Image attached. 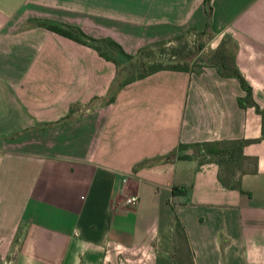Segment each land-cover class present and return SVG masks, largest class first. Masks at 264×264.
<instances>
[{
	"label": "crops",
	"instance_id": "0c3cea01",
	"mask_svg": "<svg viewBox=\"0 0 264 264\" xmlns=\"http://www.w3.org/2000/svg\"><path fill=\"white\" fill-rule=\"evenodd\" d=\"M203 2L0 0V264H174V218L194 264H264V139L242 148L255 172L236 171L239 190L191 148L190 159L157 161L178 145L258 139L237 81L206 65L161 70L104 105L115 65L37 25L110 39L127 55L189 30L210 35L208 53L228 38L263 109L264 0H207V17ZM128 196L135 206L122 205Z\"/></svg>",
	"mask_w": 264,
	"mask_h": 264
},
{
	"label": "trees",
	"instance_id": "16d2710c",
	"mask_svg": "<svg viewBox=\"0 0 264 264\" xmlns=\"http://www.w3.org/2000/svg\"><path fill=\"white\" fill-rule=\"evenodd\" d=\"M203 5L204 12L207 17L210 13V9L207 6V0H204ZM37 25L50 32L70 39L76 43L92 48L98 53L100 57L112 62L115 65L116 70L118 69V64L116 60L111 57L113 55L112 53L121 57L127 62H131L133 60L136 61L137 65L133 66L123 79L119 78L118 72L116 73L112 88L110 89L109 96L105 100L104 105L109 104L113 101L114 94L119 88L128 83H131L132 81L142 79L157 71H190L186 67V65L179 64L175 61H169L168 64L165 65L162 62L155 63L153 61H143V58H145L146 60L151 59V56L153 55L151 51L152 48L163 46L169 41L153 43L147 47L139 49L134 55H127L122 51L118 44L110 39H92L84 35L77 28L54 22L41 21L38 22ZM190 31L191 30H189L187 33H189ZM178 38L179 37L175 39ZM179 39H181V37ZM234 51L235 48L232 45L231 41L228 38L222 39L216 49L207 54L209 56V59L206 66L214 68L218 76L221 78H233L237 81L240 89L244 92V96L236 100L237 105L242 109L251 107L253 108L254 112L260 116V137L256 140H239L221 143H200L191 146L178 145L176 150L173 151L169 156L160 158L157 161H167L169 160L170 156L174 155H176L177 159L180 160L190 159L191 157L182 154V151L191 148L194 150V157L198 158L200 162L213 161L218 165L219 174L217 178L219 183L224 188L239 190V182L236 178V172L232 168L240 167V176L246 172H255V160L252 158L244 157L242 155V148L247 144L264 139V108L259 109L258 106L252 101L251 89L235 67ZM177 52V48H171L170 57L175 58ZM64 120L65 119H63L62 121ZM245 163H250L251 168L248 171H241V167ZM223 170L226 171V174ZM173 192L174 191H172V193ZM170 259L174 264H194L193 255L188 245L185 232L176 218H174L172 250L170 253Z\"/></svg>",
	"mask_w": 264,
	"mask_h": 264
},
{
	"label": "rangeland",
	"instance_id": "374dc122",
	"mask_svg": "<svg viewBox=\"0 0 264 264\" xmlns=\"http://www.w3.org/2000/svg\"><path fill=\"white\" fill-rule=\"evenodd\" d=\"M177 37H181V39H175ZM177 37L167 40L169 42L163 46L152 48L151 51L153 55L151 56V59L146 60L143 58V61H153L155 63L162 62L164 65L168 64L169 61H175L179 64L186 65L190 71H198L202 66L207 64L209 59V56L207 55L209 50L207 43L210 41V35L206 31L191 30L189 33L186 32ZM171 48L178 49L175 58L170 57ZM112 54L117 60L118 76L120 79H123L132 67L137 65V63L135 60L127 62L114 53ZM91 108L92 106H89L81 111L84 112ZM250 168L251 164L245 163L242 165L241 171H248ZM232 169L235 170V172L240 171V167H233ZM224 173L226 174V171H224Z\"/></svg>",
	"mask_w": 264,
	"mask_h": 264
},
{
	"label": "built area",
	"instance_id": "2783aa9c",
	"mask_svg": "<svg viewBox=\"0 0 264 264\" xmlns=\"http://www.w3.org/2000/svg\"><path fill=\"white\" fill-rule=\"evenodd\" d=\"M123 184V180L121 182V185ZM137 203V197L136 196H128L122 200V205L125 207H133Z\"/></svg>",
	"mask_w": 264,
	"mask_h": 264
}]
</instances>
